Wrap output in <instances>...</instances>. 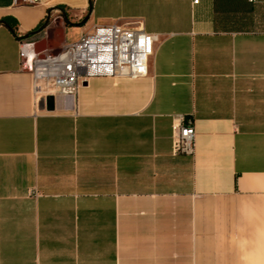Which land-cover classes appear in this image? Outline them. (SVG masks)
I'll list each match as a JSON object with an SVG mask.
<instances>
[{
	"label": "crops",
	"instance_id": "crops-1",
	"mask_svg": "<svg viewBox=\"0 0 264 264\" xmlns=\"http://www.w3.org/2000/svg\"><path fill=\"white\" fill-rule=\"evenodd\" d=\"M110 23L147 75L47 108L25 61ZM0 264H264V0H0Z\"/></svg>",
	"mask_w": 264,
	"mask_h": 264
},
{
	"label": "built area",
	"instance_id": "built-area-1",
	"mask_svg": "<svg viewBox=\"0 0 264 264\" xmlns=\"http://www.w3.org/2000/svg\"><path fill=\"white\" fill-rule=\"evenodd\" d=\"M38 1L13 0L20 5H34ZM195 2L198 0H193ZM156 40L157 35L146 31L140 23L136 26L95 25L77 39L65 43L57 52L25 61L33 75L34 94L46 97L73 92L93 77L145 76ZM171 138L174 153L194 154L195 130L191 120L184 124L174 123Z\"/></svg>",
	"mask_w": 264,
	"mask_h": 264
},
{
	"label": "water",
	"instance_id": "water-1",
	"mask_svg": "<svg viewBox=\"0 0 264 264\" xmlns=\"http://www.w3.org/2000/svg\"><path fill=\"white\" fill-rule=\"evenodd\" d=\"M45 104L47 108H51L52 104H53V96L52 95H48L44 98Z\"/></svg>",
	"mask_w": 264,
	"mask_h": 264
}]
</instances>
